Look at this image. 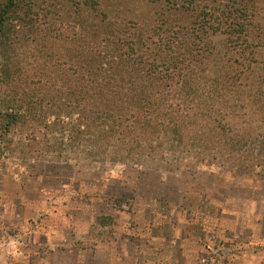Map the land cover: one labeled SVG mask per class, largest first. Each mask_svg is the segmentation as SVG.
<instances>
[{
    "label": "rangeland",
    "instance_id": "rangeland-1",
    "mask_svg": "<svg viewBox=\"0 0 264 264\" xmlns=\"http://www.w3.org/2000/svg\"><path fill=\"white\" fill-rule=\"evenodd\" d=\"M105 7L111 20L130 19L143 31L157 8L144 0ZM18 35L8 50L11 79L0 84V108L17 112L8 127L0 119V264H264L260 142L130 155L71 146L62 80L53 88L50 78L60 76L35 62L54 51L53 41ZM211 41L212 68L225 38L215 33ZM114 70L119 92L139 84L134 72ZM249 93L241 92L245 120L254 119L251 133L262 140L264 86L255 100Z\"/></svg>",
    "mask_w": 264,
    "mask_h": 264
},
{
    "label": "trees",
    "instance_id": "trees-1",
    "mask_svg": "<svg viewBox=\"0 0 264 264\" xmlns=\"http://www.w3.org/2000/svg\"><path fill=\"white\" fill-rule=\"evenodd\" d=\"M106 1L0 0V84L11 79L8 50L29 30L35 44L53 41L54 51L35 62L60 76L50 78L53 88L62 80L69 145L129 155L221 152L256 141L264 148L241 95L255 100L264 86V0H144L157 7L144 31L130 19L111 20ZM215 33L225 44L211 68ZM114 68L134 72L139 84L119 92ZM233 107L241 113L231 116ZM0 119L8 127L17 112L0 108Z\"/></svg>",
    "mask_w": 264,
    "mask_h": 264
}]
</instances>
